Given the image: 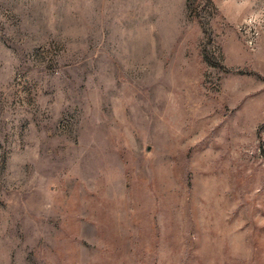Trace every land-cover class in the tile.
I'll list each match as a JSON object with an SVG mask.
<instances>
[{"label": "rangeland", "instance_id": "rangeland-1", "mask_svg": "<svg viewBox=\"0 0 264 264\" xmlns=\"http://www.w3.org/2000/svg\"><path fill=\"white\" fill-rule=\"evenodd\" d=\"M0 264H264V0H0Z\"/></svg>", "mask_w": 264, "mask_h": 264}]
</instances>
